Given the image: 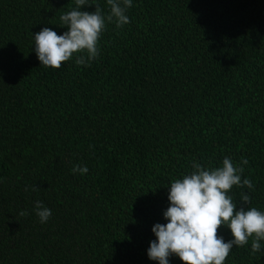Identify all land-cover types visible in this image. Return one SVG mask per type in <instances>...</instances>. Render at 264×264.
Listing matches in <instances>:
<instances>
[{
    "label": "trees",
    "instance_id": "trees-1",
    "mask_svg": "<svg viewBox=\"0 0 264 264\" xmlns=\"http://www.w3.org/2000/svg\"><path fill=\"white\" fill-rule=\"evenodd\" d=\"M75 7L0 0V264H158L152 227L193 161L247 159L254 188L229 195L264 211V0H132L128 24L106 19L97 59L41 66L33 33L63 34ZM261 245L234 246L225 264H264Z\"/></svg>",
    "mask_w": 264,
    "mask_h": 264
},
{
    "label": "clouds",
    "instance_id": "clouds-1",
    "mask_svg": "<svg viewBox=\"0 0 264 264\" xmlns=\"http://www.w3.org/2000/svg\"><path fill=\"white\" fill-rule=\"evenodd\" d=\"M75 5L60 16L61 27H67L63 34L58 35L49 27L33 33L34 51L41 66L59 69L74 56L77 65H88L100 55L98 44L106 19L114 20L117 28L130 22L126 12L132 7V0H107L110 13L106 18L99 5L90 0H75ZM93 5V12L81 10L82 6ZM248 163L242 159L239 165H234L225 156L221 166L208 168L193 161L190 174L170 181L169 206L163 212L167 223L152 227L156 239L150 242L148 258L158 264H169L170 256L178 257L183 264H225L233 247H244L250 238L252 253L261 252L264 211L245 207L251 199L245 193H241V207L237 210V203L229 195L233 186L254 188L250 179L242 180L243 166ZM88 171L86 165L72 168L73 174L83 175ZM33 190L38 187L34 186ZM33 210L41 224L52 214L41 201L35 202ZM19 215L28 213L21 211ZM222 226L230 230L233 239L225 242L219 235Z\"/></svg>",
    "mask_w": 264,
    "mask_h": 264
}]
</instances>
